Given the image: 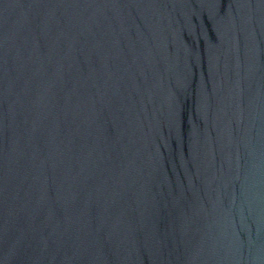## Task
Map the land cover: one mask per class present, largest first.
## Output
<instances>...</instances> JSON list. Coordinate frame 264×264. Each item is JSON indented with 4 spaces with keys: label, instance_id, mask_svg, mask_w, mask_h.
Listing matches in <instances>:
<instances>
[{
    "label": "water",
    "instance_id": "95a60500",
    "mask_svg": "<svg viewBox=\"0 0 264 264\" xmlns=\"http://www.w3.org/2000/svg\"><path fill=\"white\" fill-rule=\"evenodd\" d=\"M0 264H264V0H0Z\"/></svg>",
    "mask_w": 264,
    "mask_h": 264
}]
</instances>
